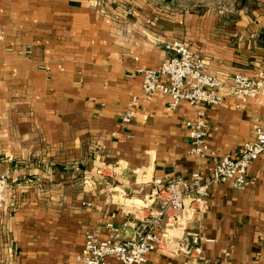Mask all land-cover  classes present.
<instances>
[{
  "label": "crops",
  "instance_id": "0c3cea01",
  "mask_svg": "<svg viewBox=\"0 0 264 264\" xmlns=\"http://www.w3.org/2000/svg\"><path fill=\"white\" fill-rule=\"evenodd\" d=\"M170 40L204 57L205 71L227 86L238 73L258 78L264 0H0V173L10 179L0 264H81L85 230L106 235L108 221L123 222L95 175L103 164L124 162L116 182L130 191L141 188L135 168L163 179L209 170L210 160L188 155L194 110L187 103L168 111L170 97L157 93L130 123L121 121L141 91L138 69L157 68ZM207 118L211 149L237 157L264 124V95L241 108L228 99ZM249 177L242 190L214 184L208 213L190 225L215 240L203 245L208 264H264V154ZM108 264L122 263L110 256ZM146 264L201 258L155 250Z\"/></svg>",
  "mask_w": 264,
  "mask_h": 264
},
{
  "label": "built area",
  "instance_id": "2783aa9c",
  "mask_svg": "<svg viewBox=\"0 0 264 264\" xmlns=\"http://www.w3.org/2000/svg\"><path fill=\"white\" fill-rule=\"evenodd\" d=\"M162 48L166 55L157 68L138 69L143 76L141 91L132 95L122 115V124L130 123L143 102L152 100L157 93L170 97L168 111L187 103L194 110L188 155L199 164L208 160L212 164L207 171L200 167L189 176L168 179L155 176L149 167L132 169L135 183L142 188L137 191L117 185V179L128 170L124 162L117 160L98 167L95 175L106 191L107 202L120 207L123 222L108 221L106 235L99 229L85 230L83 248L76 255L81 264H108L110 256L122 264H146L155 250L169 255L188 254L201 258V264H208L201 256L203 245L215 240L190 225L195 228L208 213L214 184L230 182L236 189L247 188L251 183L249 169L264 154V124H261L254 131V139L243 144L237 157H219L209 144L207 118L209 107L221 106L228 99L235 108H241L252 96L264 95V73L258 78L235 74L227 86L219 77L205 71L206 59L194 53L184 41H165ZM8 188V178L1 175V209L7 208ZM145 188L149 190L142 195ZM131 218L135 222L133 234L123 237V228Z\"/></svg>",
  "mask_w": 264,
  "mask_h": 264
},
{
  "label": "rangeland",
  "instance_id": "374dc122",
  "mask_svg": "<svg viewBox=\"0 0 264 264\" xmlns=\"http://www.w3.org/2000/svg\"><path fill=\"white\" fill-rule=\"evenodd\" d=\"M1 175L6 176V178H8L9 188H10V179H9V176H8L6 173H0V176H1ZM9 188H8V191H7L8 200H9ZM0 209H1V208H0Z\"/></svg>",
  "mask_w": 264,
  "mask_h": 264
}]
</instances>
